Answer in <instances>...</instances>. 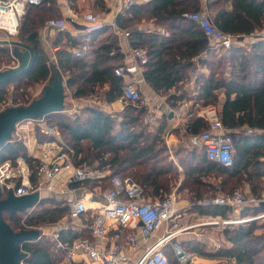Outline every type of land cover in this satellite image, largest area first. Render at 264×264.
Instances as JSON below:
<instances>
[{"label": "trees", "instance_id": "1", "mask_svg": "<svg viewBox=\"0 0 264 264\" xmlns=\"http://www.w3.org/2000/svg\"><path fill=\"white\" fill-rule=\"evenodd\" d=\"M50 1L28 7L22 17L19 42L28 45L32 51L21 45L18 47L23 48V53L26 50L29 52L28 63L33 54L32 65L23 75L0 86V102L5 101L11 84H16L14 90L18 91L26 85L48 83L52 75L40 41V29L44 24L43 13L50 8L46 5ZM229 1L232 4L230 9L227 8ZM96 4L102 8L105 6V0H96ZM200 6L201 0H151L123 9L116 19L119 26L130 30L133 47L147 49L145 79L157 92L167 94L170 104L176 106L179 101L190 98L184 94V85L190 78V71L196 68L195 58L209 69L208 75L201 73L198 76V93L194 99L202 106L211 104L218 107L221 120L235 144L236 153L231 167L209 159L203 145H191L194 151L191 153L188 168L180 169L173 163H154L165 150L160 136L162 129L152 137H146L142 130L133 129L138 120L143 122L145 114V107L136 105L140 100L127 103V107L136 115L126 111L124 120L120 122L100 107L89 106L86 107L88 115L85 117H77L73 121L63 118L54 124L47 123L57 126L62 137L75 148L77 164L91 166L101 172L110 171L101 179L86 180V186L91 181L92 185L99 182L109 183L108 178L112 174L129 176L143 187L148 198H165L176 187L179 192L186 190L192 206L190 211L224 218L228 216L232 206L216 204L213 199L217 197L216 193L226 190L232 182L246 183L256 197H261L264 192V37L257 36L256 41L248 47L235 44L228 50L218 48L209 40L200 25L187 17V13L198 11ZM206 6L214 24L222 31L242 35L252 34L264 27V0H207ZM146 22L164 27L167 33L160 34L138 27ZM99 30L100 28L94 31ZM63 36L66 37V42L56 53L55 65L61 72H68L66 83L76 86L75 94L92 95L97 88L107 86L104 91L105 100L111 102L121 97L124 80L115 74L114 68L119 65L122 56L117 52L112 53L116 41L109 40L96 48L91 47V59H88V56L77 58L72 53V47L83 41L93 46L94 40L87 36L77 37L62 30L54 43L60 44ZM5 50L7 47L0 43V52L5 53ZM14 51L19 62L24 61L23 53L18 49ZM227 61L231 62L229 76L225 74L224 65ZM172 89L175 92L181 90L183 93L177 95L171 92ZM220 91L225 94L222 101ZM15 96L16 100L21 99V102L17 101L18 105H26L32 101L26 98L24 91H18ZM61 112L46 116L47 121L51 122L55 116H60ZM116 124L119 125L118 128ZM185 127L187 134L191 136L207 128L208 123L201 116L192 115ZM247 130L250 132L247 133ZM196 148H200V151ZM20 155L30 159L26 147L21 142H8L0 149V162L6 159L14 160ZM213 174L214 179L218 180L216 183L209 179ZM48 201H53L54 205H45ZM59 203L62 204L61 207ZM248 208L256 214L264 211L263 204H248L243 208V215L249 211ZM30 212L24 219L19 216L21 212L5 211L4 217L16 231L36 229V222H54L69 213V205L65 199L59 201L45 197L30 209ZM257 224L258 219H253L226 225L224 234L231 243L230 246L207 251L203 249L201 242L195 241L192 250L200 251L206 258L217 262L220 260L225 264H264V232H256L259 227L264 229V221L260 225ZM41 237L24 244L23 247L27 251L24 264H59L64 260L66 253L65 248L57 247L59 241L71 244L79 237L91 238V233L88 228L79 231L73 227L62 229L56 238V252L49 248L47 243L40 241ZM165 251L169 263L170 254L174 256L175 262L179 263L171 243L166 244ZM195 252L193 253L196 254Z\"/></svg>", "mask_w": 264, "mask_h": 264}, {"label": "built area", "instance_id": "2", "mask_svg": "<svg viewBox=\"0 0 264 264\" xmlns=\"http://www.w3.org/2000/svg\"><path fill=\"white\" fill-rule=\"evenodd\" d=\"M49 0H0V30L7 35L14 36L18 33L21 19L30 6L40 5ZM120 10L131 8L140 3H148L151 0H118ZM187 17L197 22L206 36L218 48L228 50L235 45L241 35L222 31L212 19V16L204 5L202 10L187 13ZM78 16L71 13L62 19H52L46 23V30L51 35H57L65 30L67 23L78 22ZM83 19L91 26L88 31L101 28L104 23L99 22L96 14L86 12ZM112 26L117 23L112 21ZM123 34L130 37V31L124 30ZM119 47H115V53ZM57 49V48H55ZM134 62L124 63L116 66L114 72L123 78L122 97L128 103H136L141 98V92L135 75L144 69L148 61L147 49L143 47H131ZM91 51V45L83 41L72 48V53L77 58L87 57ZM188 104L181 103L177 107H171L168 116L172 114L182 120L183 111ZM158 107H150L143 116V123L151 125L157 121ZM199 116L205 119L208 127L190 136L192 146L203 145L209 159L225 166L231 167L234 163L236 153L232 136L228 134L224 126L219 109L215 105H205L198 109ZM172 116V117H173ZM40 122V133L45 140L39 141L35 138L27 157L20 155L13 159L0 162V187L2 196L6 197L9 191L16 196L28 195L39 192L40 195H55L65 199L69 205V217L73 222L82 223L86 221L92 236L104 239L113 226L127 229H138L143 239L142 252L131 264H169L165 246L172 243V238L179 229L170 231L157 237V231L165 223L179 220V207L176 194L173 192L165 198H148L144 194L143 187L129 176L112 174L108 178L109 187H96L88 190L85 181L90 178L101 179L106 174L98 171L92 175V171L85 165L76 163L75 148L70 145L61 135L57 126L45 123L43 119H31ZM30 120V121H31ZM247 133L250 130L246 131ZM109 174V173H107ZM100 184V182H99ZM82 189V194L78 191ZM219 205L232 207H244L248 204L261 205L264 196H251L246 199L241 190L224 193L213 199ZM217 219L203 222L202 224H218ZM264 211L256 215L244 217L239 221L222 219L223 225L249 222L253 219H263ZM185 229V228H184ZM42 232L40 231V236ZM156 237L153 242L148 241ZM25 241L21 244L22 250ZM59 248L66 249V256L70 262L80 264H130L132 253L140 248L135 234L128 235L126 240H114L109 245L99 248L89 237H79L71 244L58 242ZM179 264H190L194 253L187 251L179 243L171 244ZM24 264V261L21 262Z\"/></svg>", "mask_w": 264, "mask_h": 264}, {"label": "rangeland", "instance_id": "3", "mask_svg": "<svg viewBox=\"0 0 264 264\" xmlns=\"http://www.w3.org/2000/svg\"><path fill=\"white\" fill-rule=\"evenodd\" d=\"M59 0H51L49 3H47L46 5L50 6V8L48 10H46L43 15H44V24L41 27L40 31H42L43 28H46V23L49 20L52 19H56V18H60V17H64V14L57 9H59V4H58ZM87 2H95V5L92 7H89V12H93L94 14L97 15L99 22H103L105 23V21L102 19V17H104L106 15V5L102 8H100L99 5L96 4V0H86ZM52 8V9H51ZM77 8V7H75ZM51 9V10H50ZM78 10V9H77ZM79 12V11H78ZM81 12V11H80ZM22 21L20 22V26L18 29V33L14 36L11 35H5L3 34V38L1 39H5V40H21L20 38V34H21V26H22ZM89 28H86L84 30L88 31ZM64 38V36L62 37ZM50 43L49 45L46 43H42L41 41V46L44 50L45 53V57L49 63V66L52 70V79H54V70L55 67L54 65L52 66V64H56V60H57V51H53L50 48H52L53 46V39L49 40ZM63 42V41H62ZM64 43H60V45H63ZM45 45V46H44ZM5 46V45H4ZM7 50H5L6 52H0V70H4L10 67H15L18 66L20 64L19 62V58L17 57L14 49L15 46L9 45L6 46ZM18 51H22L21 48H18ZM23 52V51H22ZM222 53H224L221 50ZM88 59L92 58V54L90 57H87ZM56 66V65H55ZM64 79L63 80V85H64V93H65V108L64 110L60 113V116H55V118L49 122L47 121V117L44 118V122L45 123H56V121H60L61 119H70L73 121V119L75 118H82L88 115V112L86 111V107H89V105L91 106H97L100 108H104V104H105V96H104V91L107 89V86H104L103 88L99 87L95 90V92L92 95H87V96H77L75 94L76 92V86H69L66 83V79L68 78L69 74L68 72H62ZM47 83H36L34 85H26L23 86V88L19 89V92H25L26 93V98H29L31 100L38 98L42 92H43V88ZM16 84H11L9 86V92L6 95V99L3 102H0V110L4 109L5 107L8 106H12V105H18L19 102H21L20 98H18L16 100V96L18 94V91L14 90V86ZM143 95V94H142ZM18 101V103H17ZM128 103V102H127ZM136 105L140 106L141 102L136 103ZM131 108L127 107V104L124 106V108L121 111H115V112H110L109 114L115 118V120L117 122L123 121L124 117L126 115V111L128 112H132L134 115H136V113L134 111H130ZM141 117V115H140ZM140 119V118H139ZM25 120L22 121L21 123H19L16 127V129L13 131L12 134V139L9 141V144H13L17 141L21 142L25 147H26V152L27 154L30 152L31 146L32 144L35 142V138H37L39 141H44L45 137L40 133V122L36 121V120ZM119 125L116 124V128H118ZM170 126L168 125V122L164 119H162V117H159V120L156 121L155 123L151 124V125H147L144 124L141 120H138V122L136 123L135 127L133 129H135L136 131H144L145 136L146 137H152L153 135H155L157 132H159L160 129H162V132L160 133L161 139H162V144L165 150H163V152H161V154H159V157L154 160V163H157V165H170V164H174L175 167L179 168V166L182 167H186L188 168V162L191 156V153L194 151L193 147L190 144V135L187 134L186 132V127L180 126L179 128H174L172 130V132L170 133V135H168V128ZM171 141L170 144H168V141ZM197 151H200V148H196ZM180 162H182L183 164H181ZM88 168L92 171V175L97 174L98 170H94L93 167L88 166ZM110 172V171H108ZM92 181L95 180V178H90ZM210 181L212 182H217L218 180L214 179V174L211 175V177L209 178ZM220 179V178H219ZM91 181V183H93ZM91 183H88L87 185V189L88 190H92L94 189V187L97 185V183H94V185H92ZM234 183V182H232ZM230 184L228 187H226L227 189L224 191H219L217 194V196L222 195L223 193H225L226 191L230 192V191H234L236 189L241 190L245 196V198L248 200L251 198V196H253V194L250 192L249 190V186L246 183H234V184ZM99 184V183H98ZM103 186H105L104 188H106L109 185H106V183H102ZM175 193L176 194V198H177V202H178V207H179V224H177L178 220H173L171 219V221L167 222V226L164 227V229L166 230L165 234L179 229V235H183L185 232L189 231V229H192V227H194L196 224L199 223H203L206 221H210V220H215L217 219V217H211V216H206V215H200L197 212L194 211H190L191 206V202L188 199V195L186 194V190H183L181 192H179V190L175 188H173L170 192L171 193ZM227 193V192H226ZM47 196V195H46ZM262 196H264V192H262ZM46 198H50V200L55 199V200H59L61 201L62 198H60L59 196H55V195H48ZM45 205L48 206H53L54 202L53 201H48L45 203ZM61 203H59V207H61ZM244 207H231V211L228 214V216L224 217V218H218V220L220 221L218 224H209L204 226L205 229H207L208 231H210V234L214 235V239H212V241L210 243H205L203 244V249L207 250V251H216L218 249H220L221 247H223V245L225 244V240L226 242H229L226 239V236L224 234V226L222 223V219L224 220H231V221H239L241 219H243L244 217H249L252 215H256L254 210L249 209V211L243 215L242 212L244 211L243 209ZM260 213V212H259ZM31 214L30 209L29 211H24L19 213V216L21 218H25L27 217V215L29 216ZM258 214V213H257ZM22 219V220H23ZM264 218L263 219H258V224L260 225L261 223H263ZM78 225L80 224V222H76ZM75 222H73V220L70 219L68 213H65L63 216H60L59 218H57L56 221L51 222V221H45V222H40V223H35V228L40 230L42 232V237L40 239V241L47 243L48 246H50L49 248H51L54 252H56V238L59 235V232L62 229H66L69 227H74L77 225ZM234 224H238V223H234ZM229 225V224H227ZM80 227V226H79ZM79 227H77L76 229H79ZM185 228V229H184ZM79 231V230H78ZM257 233H261L264 232V229L262 227H259L256 230ZM213 235H211V237H213ZM180 237V236H179ZM220 237V238H219ZM173 241H176V238H173ZM180 244L184 247V249H189L190 251H193V246L195 245V240L192 239H188V240H181ZM195 252V251H193ZM196 256L194 258V261H191L190 264H204L208 259H205V254L204 253H200V251H196ZM59 257H60V253H58ZM170 257V263L169 264H179L177 262H175L174 260V256L172 254L169 255ZM205 257V258H202ZM224 264L223 262H221L220 260L218 261L217 264Z\"/></svg>", "mask_w": 264, "mask_h": 264}, {"label": "crops", "instance_id": "4", "mask_svg": "<svg viewBox=\"0 0 264 264\" xmlns=\"http://www.w3.org/2000/svg\"><path fill=\"white\" fill-rule=\"evenodd\" d=\"M206 1L207 0H201V6H200L201 8L199 10L203 9L204 5H206ZM118 2H119L118 0H105V5L107 6L106 7V15L104 17H102V19L105 21V23L100 28V30L97 32L84 30L86 28H89L91 25L83 19V15L89 11V7H92L95 5V2H87L86 0H59L58 6H59V10L64 14V17L65 16L67 17L71 13H73L79 17L78 22L67 23V27L65 30L67 32H69L70 34L77 36V37H86V36L88 38L91 37L94 40L93 46H91L92 48H96L99 44H101L103 42H106L109 40H115L116 44H115L114 48L119 47L116 52L120 53L122 56L120 63H119V65H122L124 63H132V62H134V60L132 57L131 47L133 48V46L131 45L130 37L128 38L123 34V31L128 30V29L122 28L117 23L116 18L120 14V12L122 11L118 7ZM75 7H77V8H75ZM231 7H232V4L229 1L227 4V8L230 9ZM112 21H115L117 23V25L116 26L110 25V23ZM138 27L142 28L144 30H147V31H156L160 34H166L167 33V30L164 27L156 26L152 22L143 23V24L139 25ZM3 34L7 35V33L5 31L0 30V43L4 44L5 47L12 45V46H15L17 49L21 48V47H18L19 45L16 46L14 44L7 43L5 39H1V38H3L2 37ZM57 35H51L49 33V31L46 30V28H43L42 31H40V41H42V43L44 42L45 44L47 43L49 45V43H50L49 40L53 39V42H52L53 46L50 49L53 50L54 52L58 51L61 45L54 43L55 39L57 38ZM257 36L264 37V27L260 30H258V29L255 30V32H253L252 34H242L241 38L237 41L236 44H237V46H240V47H248L256 41ZM62 41L63 42H61V43H65L66 37ZM55 48H57V49H55ZM143 48H145V47H143ZM21 49L23 51V48H21ZM91 54H92V50L90 51L88 57H90ZM195 60H196V64H197L196 68L192 69L190 71V78L184 85V90H186V92L184 94H187L190 98L189 99H183L182 101H179V104L176 106H174L168 102L167 94H162L160 92H157L146 81L145 76H144V69L135 75V78L137 80H139L138 85H139L140 92H141V98H140L139 102H141V105L145 107V114L150 109V107H155V106L158 107L159 110L157 112V121L159 120V117H162V119H164L168 122V125L170 126L168 128V135H170V133L172 132V130L174 128H179V125L185 126V123L187 122L189 117H191L192 115H198L197 114L198 109L202 106L196 99H194L198 93L197 88H196V82H197L198 76L201 73L208 75L209 69L205 65H201L198 61V58H195ZM224 66H225V74L227 76H229L230 71H231V62L227 61ZM52 75H53V73H52ZM52 75H51V77H52ZM171 92H175L174 89H172ZM175 93L177 95H180L181 93H183V91L179 90ZM224 98H225L224 92L220 91L221 101L224 100ZM183 102H186L188 105L186 106L185 110L183 111L182 120H179L174 116L173 117H170V115L168 116L169 108L177 107ZM126 104H127V102L121 96L118 99L111 101V102H108L106 100L105 104H104V108H101V109L107 113H110V112L112 113L115 111L119 112L124 108V106ZM89 106L91 107V105H89ZM92 107H97V106H92ZM42 119L44 120V118H42ZM170 142L171 141L169 140L168 144H170ZM179 168L182 169L180 166H179ZM103 173L107 174L109 172L106 171ZM106 185L110 186V184L107 182H106ZM99 186L105 187L102 185V183H100V184L97 183V185L94 187V189L96 187H99ZM109 186H107V187H109ZM84 187L86 188L87 186L84 185ZM81 194H82V189H80L78 191V195H81ZM44 196H46V195H44ZM85 223H86V221L83 220V222L80 223L79 225L76 223L74 225H77V226H74V227L72 226V227L74 229H76L77 227L80 226L79 229H77V230L85 229L86 228ZM167 224L165 223V225L157 231V234H156L157 237H160L163 234H165L166 230L164 229V227H166ZM177 224H179V220H178ZM206 225H209V224H202V223L196 224L194 227H192V229H189V231L185 232L183 235H179V233H177L173 238H176L177 243H180L181 240H183V239H185V240L192 239V240L201 242L203 244L210 243L212 241V239H214V235L210 234L211 232L204 228V226H206ZM131 234H135L137 236V241L140 244V248L132 253V257H131V260L129 262L131 264V263H134V261L139 257L140 253L142 252V249L144 248L143 239H142L141 235L138 233V229L133 230V229H127V228H123V227L113 226L112 228H110V230L108 231L107 237H105L104 239L94 237L91 234V240L94 242V244H96L99 248H101V247H104L106 245H109L114 240H120V241L124 242L126 240L127 236L131 235ZM211 235H213V237H211ZM155 238L156 237H153L152 239H150L148 241V244L153 242ZM173 238H172L171 242L173 241ZM173 243H174V241L171 244H173ZM230 245H231V243L226 242V240H225V244L223 245V247H228ZM195 257H197L196 254H194V257L192 260L193 262H195L194 261ZM202 258H205V257H202ZM205 259H208V260L204 264H211V263L217 264L218 263L214 259H209V258H205ZM66 263H70V260H68L66 253H65L64 260L59 264H66ZM75 263L80 264L79 262H75Z\"/></svg>", "mask_w": 264, "mask_h": 264}, {"label": "water", "instance_id": "5", "mask_svg": "<svg viewBox=\"0 0 264 264\" xmlns=\"http://www.w3.org/2000/svg\"><path fill=\"white\" fill-rule=\"evenodd\" d=\"M6 42L16 46L21 45L32 51L28 45L17 40H6ZM23 56L24 61L20 62L18 66L0 70V86L27 72L32 65L33 54L29 63V52L27 50L23 53ZM53 65L55 67L54 79L52 77L49 79L38 98L33 99L26 105L8 106L0 110V149L12 139L13 131L22 121L42 119L52 113L64 110V77L60 69L54 63ZM172 116L170 114V117ZM45 197L47 196L40 195L39 192L16 196L13 191H9L7 196L3 197L0 187V264H21L26 258V253L22 250L21 244L25 241L36 240L40 236V230L38 229L14 230L6 221L4 212L16 213L32 209Z\"/></svg>", "mask_w": 264, "mask_h": 264}, {"label": "bare ground", "instance_id": "6", "mask_svg": "<svg viewBox=\"0 0 264 264\" xmlns=\"http://www.w3.org/2000/svg\"><path fill=\"white\" fill-rule=\"evenodd\" d=\"M32 147V146H31Z\"/></svg>", "mask_w": 264, "mask_h": 264}]
</instances>
